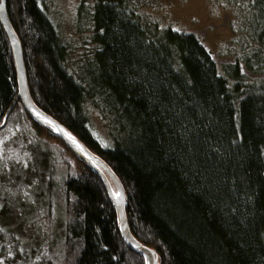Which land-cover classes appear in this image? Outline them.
<instances>
[{
	"label": "trees",
	"instance_id": "16d2710c",
	"mask_svg": "<svg viewBox=\"0 0 264 264\" xmlns=\"http://www.w3.org/2000/svg\"><path fill=\"white\" fill-rule=\"evenodd\" d=\"M8 13L35 104L111 168L126 193L131 234L158 264H264V14L259 34L258 26L250 36L254 45L246 44L253 52L247 65L263 76L248 83L237 61L233 83L197 34L161 32L129 0H98L94 62L76 72L41 0H8ZM19 96L0 21V136L17 119L34 127L36 168H48L47 191L34 203L0 184V257L15 249L18 264H37V257L146 264L125 240L101 175L31 118ZM94 114L108 127L110 146L93 132ZM29 209L50 237L41 253L22 252L7 224ZM64 241L74 248L66 257Z\"/></svg>",
	"mask_w": 264,
	"mask_h": 264
},
{
	"label": "rangeland",
	"instance_id": "374dc122",
	"mask_svg": "<svg viewBox=\"0 0 264 264\" xmlns=\"http://www.w3.org/2000/svg\"><path fill=\"white\" fill-rule=\"evenodd\" d=\"M129 2L148 24H158L161 32L170 29L197 34L218 58L221 71L229 75L231 82L234 83L237 78L235 74L237 61L242 63L240 71L243 72L242 76L244 75L245 79H249L248 83H253L258 76H263L261 73H254L256 70L249 67L246 62L253 54L252 49L248 51L246 44L250 41L254 45V40L251 41L250 36L255 34L258 26L259 34L262 27L264 2L261 0H129ZM97 3L98 0H41L68 49L70 68L75 72L79 69L85 71L94 62V58L90 56L97 47L93 26V14ZM255 47L258 48L256 45ZM17 113L20 111L17 110ZM91 125L93 132L101 138L103 144L110 146L112 142L110 131L95 114L92 115ZM28 129L35 130L34 127H27L17 119L16 122H10L0 136V165L6 167L5 172L0 174V184L10 192L17 189V193L12 195L14 197L20 189L27 195L28 203H34L37 195L43 197L47 191L43 174L48 168H36V162L39 164V161L34 158ZM7 224L11 232L15 230L22 252L35 249L41 253L48 249L50 237L46 225L34 223L30 209L16 216V219L10 218ZM60 235L61 237L64 235L62 229ZM66 243L64 241L59 246L62 248L61 254L65 257L74 252V248L62 247ZM18 263H21L19 250H10L8 259L0 257V264ZM34 263L49 264L45 257L35 258ZM55 264H63V261L59 259Z\"/></svg>",
	"mask_w": 264,
	"mask_h": 264
},
{
	"label": "water",
	"instance_id": "95a60500",
	"mask_svg": "<svg viewBox=\"0 0 264 264\" xmlns=\"http://www.w3.org/2000/svg\"><path fill=\"white\" fill-rule=\"evenodd\" d=\"M0 21L6 31L9 39L14 63L18 75L20 99L28 115L33 118L39 125L51 131L55 136L63 141L69 150L81 159L86 164L92 166L103 178L107 185L110 196L118 213V220L121 227L122 234L127 241L129 247L137 254L143 255L146 264H158L155 252L147 249L141 243L134 239L131 234L127 214H126V193L123 185L112 172L111 168L107 166L99 157L89 151V149L65 126L53 119L51 116L42 111L34 102L29 89V82L27 71L25 67V57L21 40L15 32L8 13V0H0ZM111 178L115 187L118 190V195L113 192L111 183L108 179Z\"/></svg>",
	"mask_w": 264,
	"mask_h": 264
}]
</instances>
